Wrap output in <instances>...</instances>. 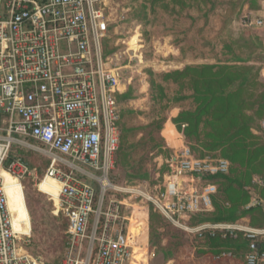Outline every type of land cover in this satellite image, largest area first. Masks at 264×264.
Wrapping results in <instances>:
<instances>
[{
    "label": "built area",
    "instance_id": "built-area-1",
    "mask_svg": "<svg viewBox=\"0 0 264 264\" xmlns=\"http://www.w3.org/2000/svg\"><path fill=\"white\" fill-rule=\"evenodd\" d=\"M109 5L110 0H0V264H44L22 251L30 230L14 229L8 207L9 187L23 196L26 178L38 190L41 183L56 188L53 199L69 240L62 264H131L127 200L152 205L171 226L198 239L240 236L253 245L244 264H264V228L244 218L189 223L192 215L212 211L216 187L208 178L227 175V160L196 158L183 146L167 161V181L156 194L146 184L113 182L121 121L115 97L125 87L120 70L103 55ZM235 24L264 29V16L246 12ZM260 126L264 135V120ZM13 147L46 159L39 184L21 159L8 161ZM252 184L264 186L256 176ZM252 208H264V199L253 194L244 206ZM234 258L229 251L214 256Z\"/></svg>",
    "mask_w": 264,
    "mask_h": 264
},
{
    "label": "rangeland",
    "instance_id": "rangeland-1",
    "mask_svg": "<svg viewBox=\"0 0 264 264\" xmlns=\"http://www.w3.org/2000/svg\"><path fill=\"white\" fill-rule=\"evenodd\" d=\"M231 1L210 0L206 5L191 2L181 8L175 0H110L103 51L108 63L120 70L125 90L127 86L133 90V98L122 104L130 112L121 119L120 127L124 124L133 131L125 138L122 150L126 156L116 154L118 165L112 172L115 184H146L149 192L156 194L167 181V161L183 146L190 148L194 157H200V152L192 149L195 145L188 143L172 124L179 112L171 102L177 87L163 84L166 99L154 102L150 73H168L185 65L217 64L235 55L250 57L245 65L257 66L264 82V60L259 53H264V29L247 31L239 28L237 21L230 24ZM246 12L264 16V0H244L232 18L238 20ZM11 154L30 165L39 184L47 167L46 159L18 147H13ZM43 184L47 186L45 190L40 188ZM41 185L39 191L33 178L23 181L20 206L13 203V215L21 219L14 229L30 230L23 252L45 264H62L69 242L66 222L53 199L57 197L56 188L47 183ZM123 210L128 218L127 230L135 235L133 264H244V252H237L232 260H213L205 239L174 228L150 204L127 200ZM137 210L140 213H135ZM243 218L249 221V217ZM165 252L172 254L169 261L165 260Z\"/></svg>",
    "mask_w": 264,
    "mask_h": 264
},
{
    "label": "trees",
    "instance_id": "trees-1",
    "mask_svg": "<svg viewBox=\"0 0 264 264\" xmlns=\"http://www.w3.org/2000/svg\"><path fill=\"white\" fill-rule=\"evenodd\" d=\"M162 1L164 0H154V3ZM175 2L185 8L191 2L206 5L210 0ZM243 2L244 0L229 2L230 24L237 21L232 16ZM259 53L264 60V53ZM103 55L105 57L104 51ZM249 58L233 55L217 64L185 65L180 70L168 73H150V91L154 102L166 99L163 84L177 87L171 102L177 105L179 112L172 119V124L188 143L195 145L192 149L200 152L199 158L210 156L211 159L227 160L230 164L227 175L208 178L216 187V193L211 198L212 211L192 215L189 220L191 226L233 223L240 218L249 217L252 227L264 228V208L244 209L253 194L264 199V186L252 184V179L256 176L264 185V135L260 126L264 120V82L260 79L257 66L245 65ZM115 98L121 120L130 112L123 109L122 104L133 98L132 88L127 86ZM132 131L133 129H126L124 124L120 127L118 152L121 157L126 156L122 149L125 148V138ZM16 158L19 157L10 153L8 161ZM115 164L118 165V159ZM27 166L31 168L30 165ZM143 177L146 178V175ZM40 188L45 190L47 186L43 184ZM135 213L140 212L137 210ZM154 216L152 215L153 218ZM20 222L21 219L15 218L16 229ZM204 239L213 260L221 251L234 254L244 252L245 256L253 249V245L240 236L235 240L222 239L220 236H206ZM260 248L264 250V246ZM171 257V253L165 252L166 261Z\"/></svg>",
    "mask_w": 264,
    "mask_h": 264
},
{
    "label": "bare ground",
    "instance_id": "bare-ground-1",
    "mask_svg": "<svg viewBox=\"0 0 264 264\" xmlns=\"http://www.w3.org/2000/svg\"><path fill=\"white\" fill-rule=\"evenodd\" d=\"M8 194H9V203H8V207L9 210L12 214V218H13V224L15 226V217L13 215V203H16L18 206H20V191L17 187H15L14 185H11L8 189ZM16 228V226H15ZM128 238L131 240V247H132V261L131 264H133L134 261V257H135V235L133 234V232L131 230L128 229Z\"/></svg>",
    "mask_w": 264,
    "mask_h": 264
},
{
    "label": "crops",
    "instance_id": "crops-1",
    "mask_svg": "<svg viewBox=\"0 0 264 264\" xmlns=\"http://www.w3.org/2000/svg\"><path fill=\"white\" fill-rule=\"evenodd\" d=\"M134 234V233H133Z\"/></svg>",
    "mask_w": 264,
    "mask_h": 264
}]
</instances>
